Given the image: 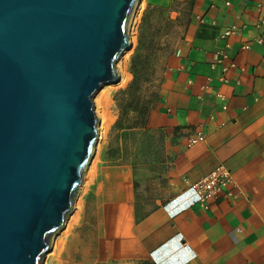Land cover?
<instances>
[{
    "label": "crops",
    "instance_id": "1",
    "mask_svg": "<svg viewBox=\"0 0 264 264\" xmlns=\"http://www.w3.org/2000/svg\"><path fill=\"white\" fill-rule=\"evenodd\" d=\"M142 4L144 23L159 24L166 41L145 118L162 145L166 188L157 197L130 163L96 156L45 264H264V0ZM220 50L233 63L226 72L213 66ZM219 165L232 173L233 196L204 209L192 184Z\"/></svg>",
    "mask_w": 264,
    "mask_h": 264
},
{
    "label": "water",
    "instance_id": "2",
    "mask_svg": "<svg viewBox=\"0 0 264 264\" xmlns=\"http://www.w3.org/2000/svg\"><path fill=\"white\" fill-rule=\"evenodd\" d=\"M136 0H0V264H42L119 75Z\"/></svg>",
    "mask_w": 264,
    "mask_h": 264
},
{
    "label": "rangeland",
    "instance_id": "3",
    "mask_svg": "<svg viewBox=\"0 0 264 264\" xmlns=\"http://www.w3.org/2000/svg\"><path fill=\"white\" fill-rule=\"evenodd\" d=\"M142 1L136 0L129 18L127 36L130 48L124 50L115 63L119 82L105 84L92 98L98 125L97 139L88 165L102 153L122 163L128 162L133 166L138 181L142 176L152 181L151 187L158 197L166 188L162 170L164 156L160 150V139L145 129V118L159 96L160 61L166 41L155 33L159 24H155V29L151 30L150 24L144 23L141 18L144 8ZM121 72H126L122 83ZM76 197L77 194L64 224L50 238V250L54 237L66 226V220L75 209ZM49 254L50 251L44 254L42 264H45Z\"/></svg>",
    "mask_w": 264,
    "mask_h": 264
},
{
    "label": "built area",
    "instance_id": "4",
    "mask_svg": "<svg viewBox=\"0 0 264 264\" xmlns=\"http://www.w3.org/2000/svg\"><path fill=\"white\" fill-rule=\"evenodd\" d=\"M229 3H226L228 5ZM256 11L259 15L264 12V5H256ZM235 27H227L219 33V39H226L235 33ZM262 43V40H258ZM243 49H248V45H244ZM229 60L227 52L220 50L217 54V58L213 64L222 66V69L226 72L229 67H233V63L226 65V61ZM224 80V79H223ZM225 81V80H224ZM203 140V136L197 135V137H192L189 139L188 145L196 144ZM234 186L233 177L230 169L226 168L224 165H219L215 169L209 171L207 175L199 179L192 184L193 190L195 192V202L200 204L204 209L208 208V204L212 201H217L221 197H232L233 194L229 189Z\"/></svg>",
    "mask_w": 264,
    "mask_h": 264
},
{
    "label": "bare ground",
    "instance_id": "5",
    "mask_svg": "<svg viewBox=\"0 0 264 264\" xmlns=\"http://www.w3.org/2000/svg\"><path fill=\"white\" fill-rule=\"evenodd\" d=\"M134 22V21H133ZM122 63L123 62H121V66H122ZM125 67V66H124ZM121 69H123V68H121ZM121 71V70H120ZM121 78H120V82L122 83V81L125 79V77H126V72H121ZM119 82V81H118Z\"/></svg>",
    "mask_w": 264,
    "mask_h": 264
}]
</instances>
